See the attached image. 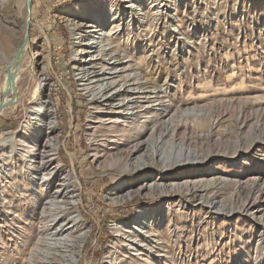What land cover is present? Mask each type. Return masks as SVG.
Instances as JSON below:
<instances>
[{"label": "rangeland", "instance_id": "374dc122", "mask_svg": "<svg viewBox=\"0 0 264 264\" xmlns=\"http://www.w3.org/2000/svg\"><path fill=\"white\" fill-rule=\"evenodd\" d=\"M94 1L96 4L97 0H32L29 28L26 0H5L0 4V87H4L6 80L8 84L9 67L14 77L21 67L16 101L0 111V204L4 206L3 216L7 215L0 223V264H28L41 222L34 201L55 191L65 176L54 179L46 189L38 188L34 195L23 158L10 157V150L18 147L15 143L23 136L20 129L28 108L40 96L34 68L45 63L47 54L40 49L43 45L49 56V93L59 124V158L81 188L79 211L85 228L75 232L78 235L89 230L78 264H104L119 245L115 225L134 228L138 221L135 218L142 210L152 212V216L147 215L140 222L148 227L146 236L155 249L156 240L160 239L164 260L161 264H264V222L259 220L260 214L258 220H253L240 214L230 218L182 209V216L178 217L182 223L169 233L165 197L137 194L122 204L113 202L131 184L129 172L123 173L109 164L108 154L103 159L98 155L95 158L91 138H105L99 129L98 113L81 90L75 71L79 53H74L73 35L67 24L71 10L88 6L92 17L101 14L103 31L114 32L110 37L111 49L115 60L121 62L118 65L123 74L139 71L149 77L166 92L172 113L197 107L199 112L208 109L215 114L222 108L227 111L221 122L223 128L236 129L233 110L241 100L249 99L244 105L249 127L238 133V138L231 136L235 137L232 144H211L204 151L229 153L233 145L243 150V146L256 141L243 159L233 162L230 156L216 157L221 161L214 163L216 167H211L210 172L242 182L255 180L264 189V0H137L140 7L136 12L127 8L126 0H120L116 3V15L111 18V4L102 7L104 12H97L92 9ZM79 14L75 17L81 22ZM27 35L20 63L13 65ZM7 88L8 85L5 91ZM5 91L0 89V103ZM13 93L10 88L5 100L13 99ZM92 113L96 118H92ZM189 114L186 115L192 118L195 113ZM15 134L17 138L12 144L10 140ZM119 147H124L123 140ZM203 170L167 180L183 182L203 175ZM231 189L232 186H226L216 201L224 200L229 208L239 206L240 202L228 199ZM242 196L241 199L245 194ZM260 200L264 203V193ZM158 206H162L159 212ZM177 206L173 202L174 214L178 212ZM158 222L163 226L152 227V223Z\"/></svg>", "mask_w": 264, "mask_h": 264}, {"label": "bare ground", "instance_id": "6f19581e", "mask_svg": "<svg viewBox=\"0 0 264 264\" xmlns=\"http://www.w3.org/2000/svg\"><path fill=\"white\" fill-rule=\"evenodd\" d=\"M4 1L0 0V4ZM118 2L120 0H97L96 4L94 1V5H91L95 11L104 12L102 7L111 4V9L108 10L111 18L117 13ZM126 4L129 5L128 9L135 12L140 7L137 0H126ZM88 9L87 6L69 11L67 24L73 35L74 53H79L75 63L76 75L81 90L88 95L93 110L98 113L96 116L100 120L99 129L103 130L105 138L99 140L92 136L95 158L98 155L103 159L108 154L109 164L123 173L129 172L128 181L131 184L113 202L122 204L137 194L145 197H165L168 205L165 210L170 217L166 222V230L169 233L175 232L174 228L182 223L178 218L182 216V209L189 212L205 211V214L212 216L225 214L234 217L240 214L253 220L260 217L259 220L264 222V203L260 200L264 189L258 181L248 179L242 182V179H227L216 171L210 172L212 168L215 169L214 165L221 161V158L216 157L230 156L231 161H238L244 158L245 152L248 153L256 141L243 146V150H240L239 145H233L229 153L204 151V148H210L211 144H232L233 139L238 138V133L241 134L249 127V117L244 107L249 99L241 100V104L233 110L236 129L223 128L221 122L227 111L222 108L216 111V115L208 109L200 111L203 113L199 114L195 109L197 107L172 113V104L167 100L166 92L151 82L149 77L143 76L139 71L123 74L118 65L121 62L115 60L111 49L110 37L114 33L113 30L103 31V23L99 21L101 14L92 17L87 12ZM77 13H80L81 22L75 17ZM41 48L42 54H47L44 57L45 63H40L34 68L39 79L40 96L28 108L20 129L23 136L15 143L19 149H11L10 157L15 159L20 155L23 158V167L30 175L28 183L34 195L38 188L46 189L54 179H58L62 174L65 176L55 191L48 192L45 198L38 196V200L34 201L35 208L40 211L41 222L37 243L30 251L28 264H78L89 230L76 235V229L85 228L79 211L81 188L74 174L67 171L59 158V124L49 93L50 78L46 63L49 56L46 45L40 46ZM37 53L39 55V52ZM20 72L21 67L16 70L13 84L9 86L6 80L4 87L0 89L5 91L8 85L5 92L13 88L17 94V74ZM5 78L7 79V75ZM189 112L195 113L192 118L186 115H190ZM91 115L96 118L95 114ZM233 135L236 136L232 138ZM16 136H12V144ZM121 140L124 141V147H119ZM1 142L5 141L1 139ZM226 161L230 162L229 159ZM211 163L213 164L209 168ZM198 170H203L204 174L191 176L183 182L178 179L167 180L171 176ZM249 182L253 187L251 192ZM226 186H232L228 199L240 202L239 206L229 208L224 200L216 201ZM243 194L245 196L241 199ZM173 202L178 204L176 214L171 211ZM3 208L0 204V223L7 217L3 216ZM161 208L162 206H158L157 212ZM147 215L152 216V212L140 211L135 218L138 221L134 228L115 225V240L119 245L114 248L113 256L106 258L104 264H161L164 261L158 241L160 239L156 240L155 249L146 236L149 233L148 227L140 222ZM172 216L174 217L171 218ZM154 226L162 227L163 224L152 223V227ZM262 227L264 228V224Z\"/></svg>", "mask_w": 264, "mask_h": 264}, {"label": "water", "instance_id": "95a60500", "mask_svg": "<svg viewBox=\"0 0 264 264\" xmlns=\"http://www.w3.org/2000/svg\"><path fill=\"white\" fill-rule=\"evenodd\" d=\"M31 3H32V0H26L27 14H28V17H27V20H26V26L28 28H29V22H30V17H31ZM28 37L29 36L27 35L24 43L22 44L20 49L17 51V53H16V55L14 57L13 65H15L16 63H18V64L20 63L24 47H25V45H26V43L28 41ZM13 82H14V76H13V73L11 71V67H9L8 68V84H9V86H11L13 84ZM8 95H9V90L3 94V98H2V101L0 103V111H2L6 107L11 106V105H13L15 103L16 97H17L16 92L13 93V95H14L13 99L5 101V99H6V97Z\"/></svg>", "mask_w": 264, "mask_h": 264}]
</instances>
